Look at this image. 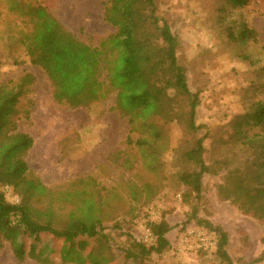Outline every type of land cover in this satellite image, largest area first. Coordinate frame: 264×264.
<instances>
[{"label":"trees","instance_id":"trees-1","mask_svg":"<svg viewBox=\"0 0 264 264\" xmlns=\"http://www.w3.org/2000/svg\"><path fill=\"white\" fill-rule=\"evenodd\" d=\"M221 1L244 11L254 0ZM9 9L22 17L20 42L30 62L49 77L55 101L73 108L90 107L115 92L116 108L130 125L129 144L137 146L148 168L164 170L166 156L180 160L178 180L187 187L184 201L193 194L199 199L206 173L224 171L218 196L238 206L264 188V101H255L215 132L198 135L205 127L197 121L201 95L193 90L181 60L183 40L161 12L159 0H105V19L114 31L97 44L81 39L41 3L10 0ZM239 32L243 45L258 38L243 21ZM236 36L228 32L230 42ZM237 54L232 55L242 58V77L251 76L250 81L242 82V88L255 86L261 59L245 50ZM34 80V75L26 72L17 81L0 83V251L6 243L17 245L22 237L46 234L69 242L101 236L113 248L110 236L102 229V197L88 186L94 180L79 179L70 188L49 186L26 160L34 140L19 129L16 114ZM258 88L253 87L252 93ZM24 115L29 120L30 110ZM162 124L179 126L185 138L166 136ZM206 152L212 154L211 161L205 158ZM144 188L155 197L152 185ZM149 223L157 236L156 245L147 246L127 233L121 248L124 260L116 264H127L129 259L148 264L152 255L171 248L167 235L173 225L167 217ZM198 224L215 234L218 245L213 253L219 263L235 264L228 251L229 233L207 221L199 220ZM20 244L15 252L23 259V241ZM203 251L207 250L195 254Z\"/></svg>","mask_w":264,"mask_h":264},{"label":"rangeland","instance_id":"rangeland-1","mask_svg":"<svg viewBox=\"0 0 264 264\" xmlns=\"http://www.w3.org/2000/svg\"><path fill=\"white\" fill-rule=\"evenodd\" d=\"M23 1L45 5L66 27L93 44L114 31L105 19V0ZM159 2L161 12L183 40L181 60L187 66L193 90L201 95L197 121L205 127L198 135L203 136L207 130L215 132L255 101H264V0L250 2L244 11L221 0ZM9 5L10 0H0V83L17 81L26 72L35 77L16 114L19 129L34 140L26 160L49 186L70 188L79 179L94 180L88 186L102 197V229L110 236L113 248L101 236L80 237L72 242L50 234L25 236L17 245L5 244L0 264H116L124 260L121 248L127 233L137 240L143 233L142 224L158 221L163 215L173 225L168 234L171 248L164 254L152 255L148 264H220L213 253L215 249L195 254L196 251L181 252L177 248L189 228H205L198 224L199 220L220 225L229 233L228 251L235 264H264V188L238 206L218 196L224 171L217 175L206 173L199 199L193 194L184 201L187 187L178 180L180 160L174 155L166 156L164 170L154 172L148 168L137 146L129 144L130 125L116 108L115 92L90 107L73 108L55 101L49 77L30 62L20 42L22 17ZM242 21L257 33L255 42L250 39L249 44H242ZM229 31L237 34L231 42ZM243 50L261 59L257 84L244 88L242 82L250 81L251 76L242 77V58L232 55H242ZM256 86L259 90L253 94ZM27 109L31 112L29 120L24 115ZM162 125L166 136L185 138L179 126ZM205 143L209 150L210 139ZM211 157V153H205L208 161ZM125 159L128 160L123 164ZM146 184L152 185L155 197L145 191ZM153 209L158 213L156 218L151 217ZM22 241L23 259L15 252ZM127 264L139 262L129 259Z\"/></svg>","mask_w":264,"mask_h":264},{"label":"built area","instance_id":"built-area-1","mask_svg":"<svg viewBox=\"0 0 264 264\" xmlns=\"http://www.w3.org/2000/svg\"><path fill=\"white\" fill-rule=\"evenodd\" d=\"M18 200V197H16ZM157 211L153 209L151 211V217H157ZM154 221V220H153ZM143 233L137 236V240L146 244L147 246H154L157 243V236L150 223L142 224ZM218 241L215 236H211L207 229L196 227L189 228L184 233L177 245V248L181 252H192L200 250H214L217 248Z\"/></svg>","mask_w":264,"mask_h":264},{"label":"crops","instance_id":"crops-1","mask_svg":"<svg viewBox=\"0 0 264 264\" xmlns=\"http://www.w3.org/2000/svg\"><path fill=\"white\" fill-rule=\"evenodd\" d=\"M169 234V233H168ZM167 237H168V235H167ZM169 239V238H168Z\"/></svg>","mask_w":264,"mask_h":264}]
</instances>
